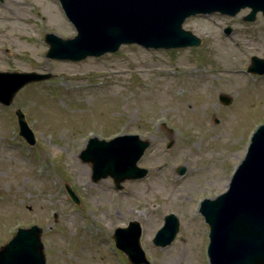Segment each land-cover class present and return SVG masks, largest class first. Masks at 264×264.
<instances>
[{
	"label": "rangeland",
	"instance_id": "1",
	"mask_svg": "<svg viewBox=\"0 0 264 264\" xmlns=\"http://www.w3.org/2000/svg\"><path fill=\"white\" fill-rule=\"evenodd\" d=\"M247 12L186 19L183 29L201 39L198 46L124 44L72 62L46 57L45 33L76 34L56 0H0V71L52 75L0 105V246L17 228L37 225L45 264H130L112 235L132 219L141 224L149 264H209V227L199 203L226 190L252 132L264 123V75L247 72L251 57L264 59V17L243 20ZM220 95L231 103L221 104ZM16 109L25 115L32 146L18 135ZM162 123L172 131L158 129ZM138 127L150 139L138 163L149 176L123 182L120 191L111 177L93 182L91 162L80 158L86 132L108 139ZM169 139L174 145L166 150ZM169 213L178 232L157 247L152 238Z\"/></svg>",
	"mask_w": 264,
	"mask_h": 264
},
{
	"label": "water",
	"instance_id": "2",
	"mask_svg": "<svg viewBox=\"0 0 264 264\" xmlns=\"http://www.w3.org/2000/svg\"><path fill=\"white\" fill-rule=\"evenodd\" d=\"M77 35L61 39L46 34L48 58L78 61L87 56L114 52L121 44L137 43L146 48L196 46L200 39L182 29L187 17L220 12L234 16L250 8L244 20L255 14L264 16V0H59ZM229 33L230 29L227 28ZM249 71L264 74V60L252 57ZM50 74L35 72H0V103L10 105L25 85L49 79ZM228 104L230 98L219 97ZM19 134L30 144L34 139L17 110ZM173 145L170 140L167 148ZM149 142L138 136L123 135L104 141L92 138L81 152L83 161L91 162L92 180L110 176L117 189L121 182L140 179L147 170L137 167ZM184 167L176 172L182 175ZM65 190L78 204L68 186ZM200 212L209 224L208 256L211 264H264V124L251 137L247 153L234 172L227 191L214 199H205ZM178 231L173 214L164 217L163 226L153 238L156 246L172 242ZM42 229L36 225L17 229L15 235L0 247V264H45ZM141 228L131 221L126 228H116L113 239L131 264H148L140 246Z\"/></svg>",
	"mask_w": 264,
	"mask_h": 264
},
{
	"label": "flooded vegetation",
	"instance_id": "3",
	"mask_svg": "<svg viewBox=\"0 0 264 264\" xmlns=\"http://www.w3.org/2000/svg\"><path fill=\"white\" fill-rule=\"evenodd\" d=\"M131 127H133V126H131ZM158 129H161L162 132H165L166 131L163 127H160ZM156 130H157V128H156ZM133 133H137L140 136H143L144 137L145 134L148 133V131L144 127H138V129L136 128V130H134ZM158 137L161 138L162 136L158 135ZM158 171H160V170H158Z\"/></svg>",
	"mask_w": 264,
	"mask_h": 264
},
{
	"label": "bare ground",
	"instance_id": "4",
	"mask_svg": "<svg viewBox=\"0 0 264 264\" xmlns=\"http://www.w3.org/2000/svg\"><path fill=\"white\" fill-rule=\"evenodd\" d=\"M8 42H10V43H20V41H16V40H8Z\"/></svg>",
	"mask_w": 264,
	"mask_h": 264
}]
</instances>
